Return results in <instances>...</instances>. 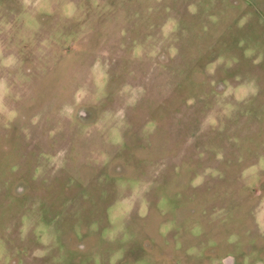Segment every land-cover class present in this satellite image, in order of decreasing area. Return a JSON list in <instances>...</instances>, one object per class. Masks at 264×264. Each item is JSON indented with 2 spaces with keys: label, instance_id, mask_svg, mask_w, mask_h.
<instances>
[{
  "label": "rangeland",
  "instance_id": "obj_1",
  "mask_svg": "<svg viewBox=\"0 0 264 264\" xmlns=\"http://www.w3.org/2000/svg\"><path fill=\"white\" fill-rule=\"evenodd\" d=\"M0 264H264V0H0Z\"/></svg>",
  "mask_w": 264,
  "mask_h": 264
}]
</instances>
